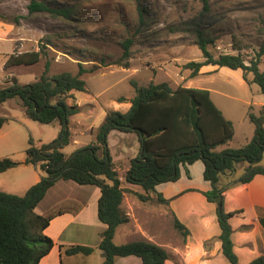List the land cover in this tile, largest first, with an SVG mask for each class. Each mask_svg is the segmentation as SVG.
Masks as SVG:
<instances>
[{
  "label": "trees",
  "instance_id": "trees-1",
  "mask_svg": "<svg viewBox=\"0 0 264 264\" xmlns=\"http://www.w3.org/2000/svg\"><path fill=\"white\" fill-rule=\"evenodd\" d=\"M199 1L202 8L197 16L167 28L171 34L192 33L195 45L201 51V61H189L183 65V69L190 71L188 77L198 75L200 68L205 65L240 69L244 82L256 84L264 95V71L259 69L264 56V42L248 64L239 54H220L214 57L207 48L213 39L205 34L208 24L204 23L211 13V5L209 0ZM136 10L137 35L146 26L148 11L139 0H136ZM27 12L28 16L42 14L63 21L78 20L79 16L75 5H52L45 0H31ZM133 43V38L121 42L123 62L119 64L124 69L129 68L130 47ZM52 46V38L46 35L39 43L38 50L14 51L10 54L4 68L35 65ZM77 64L75 74L60 72L49 76L50 62L45 61L44 70L35 81L19 84L14 77L5 78L0 87V105L11 99L18 100L27 119L45 125L53 122L59 124L57 137L49 144L36 146L32 139L28 140L23 164L33 165L43 171L39 181L22 196L0 191V264H38L49 253L53 241L44 234V230L55 214L39 215L35 213V208L59 180L99 189L97 218L105 225L98 244L103 254L102 264H113L115 258L126 256L138 257L141 264H164L168 259L166 251L149 241L114 244L116 229L128 222V216L120 207L124 194H131L144 204L156 202L166 205L168 201L155 191V187L175 182L181 168L187 173L186 166L198 160L203 163V179L211 186L208 192L203 193L210 203H214L215 197H222L223 192L229 188L246 184L256 175L264 177V107L258 114L251 111L247 113L254 134L246 144L238 148L217 150L232 139L233 126L214 105L209 91L182 86L172 89L166 82H150L147 85L132 82L134 95L130 99L129 109L123 113L107 111L94 141L77 148L66 157L61 150L70 142L69 118L79 111V107L69 105L67 99L71 97L72 91L86 90V83L81 77L94 71V68H84L80 62ZM248 75L252 76L250 80ZM6 121V117L0 116V129ZM111 131L134 134L137 138L138 152L130 159L123 179L130 185L140 187L141 193L121 187L108 149L107 138ZM239 163L245 164L242 174L221 185V175L232 172ZM17 165L8 157L0 159V174ZM232 215L224 211L222 202L216 205L222 254L230 264H236L229 225ZM172 225L182 237L188 235V230L176 218H173ZM65 253L87 256L92 253V248L69 246ZM249 264H264V257H258Z\"/></svg>",
  "mask_w": 264,
  "mask_h": 264
},
{
  "label": "rangeland",
  "instance_id": "rangeland-1",
  "mask_svg": "<svg viewBox=\"0 0 264 264\" xmlns=\"http://www.w3.org/2000/svg\"><path fill=\"white\" fill-rule=\"evenodd\" d=\"M30 1L0 0V87L5 78L11 77L19 84L33 82L43 72L45 61L50 62L49 76L60 72L75 74L80 62L84 68H94L92 73L81 77L86 83V90L75 92L81 109L88 112L92 105L94 108L123 111V105L116 103L115 99L132 97V82L139 85L167 82L172 87L187 86L188 83H183L181 77H186L189 71L183 69V65L202 60L192 33L171 34L167 29L170 25L197 16L202 8L199 0H139L148 14L146 26L137 35L136 0H45L52 5H75L79 16L78 20L71 21L51 19L42 14L28 16ZM209 2L211 13L204 20L208 24L205 34L213 39V43L207 45L209 52L214 57L239 54L248 64L264 42V0ZM46 35L52 38L53 46L38 64L4 68L6 55L14 51L38 50ZM126 38H133L134 43L130 47L129 68L124 69L119 63L123 62L121 42ZM259 69L264 71V56ZM191 85L221 90L237 99L229 101L226 107L219 105L235 128L236 134L228 143L229 147H239L246 142L245 138L248 141L252 138L253 125L247 119V112L249 106L255 110L258 107L246 105L242 100L254 104L264 102V95L256 84H241L236 76L219 71L212 75H200L193 79ZM213 100L217 103L221 97L213 94ZM0 116L7 118L0 129V158L8 157L19 164L0 174V191L22 196L33 185L34 175L44 174L33 165L23 164L28 140L32 139L36 146L49 144L57 137L59 124L45 125L27 119L19 101L14 99L0 105ZM123 137L131 144L125 155L135 156L138 152L136 136ZM223 148L225 146L219 147ZM70 149L71 146L67 148ZM112 149L115 151L116 147ZM118 149L125 151L124 145ZM244 166V163L237 164V175L242 174ZM145 205L155 207L157 203L148 202ZM156 208L162 209L159 206Z\"/></svg>",
  "mask_w": 264,
  "mask_h": 264
},
{
  "label": "crops",
  "instance_id": "crops-1",
  "mask_svg": "<svg viewBox=\"0 0 264 264\" xmlns=\"http://www.w3.org/2000/svg\"><path fill=\"white\" fill-rule=\"evenodd\" d=\"M8 56H5L3 65ZM219 71L232 74L241 84L245 83L240 69L231 70L227 67L205 65L200 68L195 77H188L190 71L186 77H181L183 83H188L187 86L182 87L208 90L214 105L233 126V122L225 117L221 107H226L229 101H236V98L221 90L191 85L194 78L200 75H212ZM251 78L252 76L249 75L248 79ZM167 84L172 89L178 87ZM75 92L77 91L70 92L71 97L67 99V103L77 105L79 111L69 118L70 142L61 150L66 157L77 148L94 141L97 129L103 123L107 111H111L100 107L94 108L92 105L88 112L84 111L75 98ZM213 94L221 97V100H217L216 103L213 100ZM132 97L116 98L115 102L123 105L125 110H112L126 112L130 107ZM242 102L246 105H256L258 107L256 110L252 106L248 108V111L254 114H258L259 110L264 107L262 101L257 104L248 100H242ZM235 134L233 126L232 138ZM124 135L132 134L111 131L107 138L108 149L118 172L121 187L141 193L140 187L130 185L123 179L130 159L135 157L125 155L131 144L124 139ZM245 141L244 144L248 142L247 138ZM228 143L224 145L225 148L229 147ZM120 145H124L125 151L118 149ZM70 146L71 149L67 150ZM114 146L115 151L112 149ZM217 150L222 149L218 147ZM3 158L6 157L0 159ZM236 166L232 172L221 175V185L240 176L237 175ZM203 168L200 160L195 161L186 166L187 173L184 168L180 169V176L175 182L157 185L155 191L168 201L166 205L157 204L155 207H148L133 195L124 194L120 207L128 216V222L116 229L114 244L122 245L138 240L149 241L166 251L168 259L164 264H230L222 254L221 242L218 239L220 228L217 223L216 205L208 202L203 195L211 189L210 183L203 179ZM41 176L39 173L34 175L32 184L37 183ZM99 196L100 191L95 186H80L72 181L64 180L57 181L47 191L43 200L36 206L35 213L43 216L55 214L44 230V234L52 239L53 247L38 264H102L103 254L98 249V244L105 225L97 218ZM157 206L162 209H157ZM222 206L225 212L233 214L229 219V225L232 229V250L236 256V264H249L258 257H264V177L256 175L246 184L225 190L222 194ZM173 218H176L188 230L185 238L173 228ZM76 245L91 247L92 253L87 256L65 253L67 247ZM113 264H141V261L136 256H126L115 258Z\"/></svg>",
  "mask_w": 264,
  "mask_h": 264
},
{
  "label": "water",
  "instance_id": "water-1",
  "mask_svg": "<svg viewBox=\"0 0 264 264\" xmlns=\"http://www.w3.org/2000/svg\"><path fill=\"white\" fill-rule=\"evenodd\" d=\"M221 202H222V197L221 196H217V197L214 198V203L216 205H220Z\"/></svg>",
  "mask_w": 264,
  "mask_h": 264
}]
</instances>
